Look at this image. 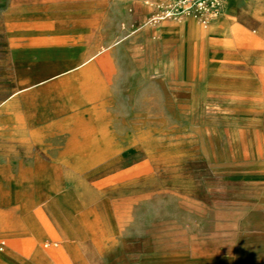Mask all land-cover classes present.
Here are the masks:
<instances>
[{
  "label": "rangeland",
  "instance_id": "1",
  "mask_svg": "<svg viewBox=\"0 0 264 264\" xmlns=\"http://www.w3.org/2000/svg\"><path fill=\"white\" fill-rule=\"evenodd\" d=\"M226 5L0 0V264H264V0Z\"/></svg>",
  "mask_w": 264,
  "mask_h": 264
},
{
  "label": "built area",
  "instance_id": "2",
  "mask_svg": "<svg viewBox=\"0 0 264 264\" xmlns=\"http://www.w3.org/2000/svg\"><path fill=\"white\" fill-rule=\"evenodd\" d=\"M152 6L150 21L181 19L193 16L201 24L214 20L224 0H147ZM3 242L0 243L2 249Z\"/></svg>",
  "mask_w": 264,
  "mask_h": 264
},
{
  "label": "crops",
  "instance_id": "3",
  "mask_svg": "<svg viewBox=\"0 0 264 264\" xmlns=\"http://www.w3.org/2000/svg\"><path fill=\"white\" fill-rule=\"evenodd\" d=\"M230 8H231V5L223 6L222 9L220 10V12H219L218 14H221V16H222V15L225 14V11H227V10L230 9ZM216 21L221 22V17H220L218 20H216ZM227 31H228L227 22H225V27H224V32H223V33L226 34ZM1 242H3V245H4V241L1 240ZM1 242H0V243H1ZM2 248H3V246H2ZM0 250H2V249H0ZM1 259H2V256L0 255V260H1Z\"/></svg>",
  "mask_w": 264,
  "mask_h": 264
},
{
  "label": "bare ground",
  "instance_id": "4",
  "mask_svg": "<svg viewBox=\"0 0 264 264\" xmlns=\"http://www.w3.org/2000/svg\"><path fill=\"white\" fill-rule=\"evenodd\" d=\"M228 0H224L223 4H222V7L226 4Z\"/></svg>",
  "mask_w": 264,
  "mask_h": 264
}]
</instances>
